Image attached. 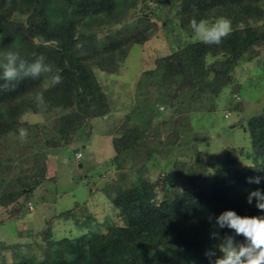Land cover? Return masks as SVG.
Here are the masks:
<instances>
[{
    "label": "trees",
    "instance_id": "16d2710c",
    "mask_svg": "<svg viewBox=\"0 0 264 264\" xmlns=\"http://www.w3.org/2000/svg\"><path fill=\"white\" fill-rule=\"evenodd\" d=\"M136 2L0 0V53L19 51L29 60L33 53L42 54L62 76L60 84L44 91L47 107L43 110L32 100L34 92L45 88L43 77L25 78L14 90H0V206L5 220L21 211L14 210L19 201L21 204L20 194L28 193L44 180L46 166L43 156H38L32 160L31 169L10 175V164L3 163V141L9 134H19L20 128H26L29 138L36 143L42 131L41 144L49 150L71 143L78 145L89 138L91 121L109 110L93 68L107 74L116 72L131 46L143 44L157 28L150 19V9L132 21H125ZM260 5L261 0H178L172 12L178 16L181 27H190L193 18L213 21L225 17L231 20L232 32L218 45L197 40L157 56L153 67L142 72L141 87L154 88L160 102L152 108L148 120H139L142 125L130 123L132 112H140L132 109L117 127L118 135L110 139L113 161L121 157L123 161L115 165L118 185L105 192L121 223L107 217L96 222L86 214L80 221L75 219L76 224L86 227L85 231L58 238L45 226L40 234L42 243L34 241L38 249L29 247L30 234L26 231L27 238L21 242L2 244L0 264H209L205 253L215 251L219 238L231 234V230L210 223L209 214L234 210L241 216L264 215L255 207V201L251 205L246 202L248 190H264V179L258 185L249 184L246 179L264 177V107L245 118L249 165L230 169L227 165L232 161L226 158L212 160L214 168L207 169L203 154L198 153L192 154L191 161L168 157L160 163L172 151L176 140L183 138V130L193 133L185 118L187 111L209 110H202V99L213 103L232 80L239 60H248L246 63L254 66V52L264 45ZM13 15L24 20L13 21ZM250 20H256L257 25H251ZM260 62L256 66L263 69L264 59ZM168 108L172 117L156 120L157 128L151 118L158 119L159 112ZM25 112L41 115L48 124L31 128L21 120ZM224 115L226 118L229 114ZM166 128L169 130L160 139V132ZM129 153L126 165L125 156ZM153 154L158 156V162L153 163L157 168L144 165V160ZM167 165L172 167L170 176L162 173ZM126 166L134 171L132 178L124 171ZM157 178L164 181L163 186L156 183ZM210 185L215 187L211 189ZM27 207L31 209L28 202ZM69 214L70 210H65L63 217ZM5 220L0 217V223ZM5 248L11 251L8 259L2 251Z\"/></svg>",
    "mask_w": 264,
    "mask_h": 264
},
{
    "label": "rangeland",
    "instance_id": "374dc122",
    "mask_svg": "<svg viewBox=\"0 0 264 264\" xmlns=\"http://www.w3.org/2000/svg\"><path fill=\"white\" fill-rule=\"evenodd\" d=\"M139 1L137 0L134 7L129 9L125 21H132L139 13L148 12L150 9L151 17H149L156 23L157 28L143 44L131 46L124 60L119 63L116 72L107 74L93 68L95 78L106 96L109 110L106 115L91 121L89 138L78 145L71 143L54 150L43 148L42 131L40 136L36 137L37 143L34 138H29V135L22 140L19 134H9L3 141V163L10 164L12 168L10 175L31 169L32 160L38 156L44 158L46 173L40 184L33 186L28 193L20 194L19 200L22 207L19 201L14 210L21 209V211L16 216L5 220L3 207L0 206L1 220H5L0 223V248L2 244H10L11 241L21 242L27 238L24 234L29 231V247L38 249L34 241L36 244L42 243L40 234L45 226H49L55 238L76 235L85 231L86 227L76 224L75 219L80 221L86 214H90L96 222H101L107 217L114 223H121L116 208L105 192L109 191L110 187L118 185L115 165L123 161L122 157L113 161L110 139L118 135L117 127L132 109L137 108V112H140L135 114L131 111L133 116L130 118V123L136 122L142 125L139 120L145 121L146 118L148 120L150 116L148 114H152V108L160 102V97L157 96L159 93L154 88L148 85L141 87L142 72L153 67V60L157 56L198 40L192 29L189 26L181 27L178 16L173 14V5L178 0ZM261 1L260 7L264 21V0ZM13 19H15L13 21L24 20L20 15H13ZM250 23L253 26L257 25L256 20H250ZM261 59H264V45L256 48L254 52L252 57L254 66H251L250 62L246 63L248 60L237 62L232 80L214 98L213 103H208L205 98L202 99V110L207 108L209 110L187 111L185 118L193 133L183 130V138L176 140L177 143L175 142L172 151L166 158H162L160 163L166 162L168 157L178 161H191L194 158L192 154L195 153L203 154V164L207 169L213 167L212 160L226 158L232 161L227 165L230 169H239L251 163L248 155L250 152L248 134L244 122L245 118L259 113L264 107V68L256 66H260ZM173 89L174 87L171 91ZM172 113V110L168 108L159 112L158 119L156 117L151 119L154 123L156 120H166L165 117L170 118ZM223 113H228V117L224 118ZM21 120L31 128L35 125L39 128L42 124H48L41 115L30 112H25ZM168 123L165 127H168ZM154 125L156 126V123ZM164 130L159 134L160 139L165 136L169 128ZM75 147H78L77 151H74ZM75 152L80 153L78 159L75 157ZM130 156L131 153L125 156L126 165L130 161ZM156 162H158V156L153 154L144 160V165L152 164L151 168H155L153 163ZM214 165L216 166L217 163ZM165 169L162 173L170 176L172 167L167 165ZM124 171L129 178L133 177L134 171L129 166H126ZM154 173L153 171L150 175L153 176ZM155 181L159 186L164 184L161 178ZM209 187L212 189L215 186ZM27 202L31 209H28ZM65 210H70L71 213L66 218L63 217ZM43 220L46 223L44 221L43 224ZM101 228L103 229V226ZM2 251H4V257L8 259L11 254L10 249L5 248Z\"/></svg>",
    "mask_w": 264,
    "mask_h": 264
},
{
    "label": "clouds",
    "instance_id": "9594fccd",
    "mask_svg": "<svg viewBox=\"0 0 264 264\" xmlns=\"http://www.w3.org/2000/svg\"><path fill=\"white\" fill-rule=\"evenodd\" d=\"M190 27L197 39L204 44L218 45L232 32L231 20L225 17H218L213 21H197L193 18ZM41 77L45 88L34 92L32 100L38 109L43 110L47 107L44 91L62 82L60 70L47 63L42 54L33 53V58L29 60L22 57L19 51L8 50L0 53V81H3L0 83V90H14L20 80ZM18 132L22 140L27 138L26 128H20ZM246 179L247 183L258 185L264 177L254 176ZM253 201L255 207L264 212V190H248L246 202L251 205ZM207 219L210 223L214 222L219 229L231 230V234L219 238L215 251L209 250L205 253L209 264H264V215L241 216L234 210H224L218 215L209 214ZM212 235L213 238L217 236L215 232Z\"/></svg>",
    "mask_w": 264,
    "mask_h": 264
},
{
    "label": "built area",
    "instance_id": "2783aa9c",
    "mask_svg": "<svg viewBox=\"0 0 264 264\" xmlns=\"http://www.w3.org/2000/svg\"><path fill=\"white\" fill-rule=\"evenodd\" d=\"M80 156V153H75V157L78 158Z\"/></svg>",
    "mask_w": 264,
    "mask_h": 264
},
{
    "label": "water",
    "instance_id": "95a60500",
    "mask_svg": "<svg viewBox=\"0 0 264 264\" xmlns=\"http://www.w3.org/2000/svg\"><path fill=\"white\" fill-rule=\"evenodd\" d=\"M75 150H78V148H75L74 151H75Z\"/></svg>",
    "mask_w": 264,
    "mask_h": 264
},
{
    "label": "bare ground",
    "instance_id": "6f19581e",
    "mask_svg": "<svg viewBox=\"0 0 264 264\" xmlns=\"http://www.w3.org/2000/svg\"><path fill=\"white\" fill-rule=\"evenodd\" d=\"M227 114V113H226Z\"/></svg>",
    "mask_w": 264,
    "mask_h": 264
}]
</instances>
